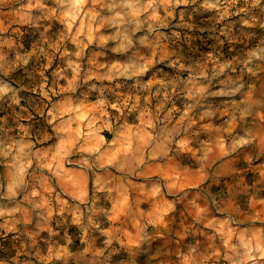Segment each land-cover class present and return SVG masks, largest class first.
<instances>
[{
  "label": "rangeland",
  "instance_id": "obj_1",
  "mask_svg": "<svg viewBox=\"0 0 264 264\" xmlns=\"http://www.w3.org/2000/svg\"><path fill=\"white\" fill-rule=\"evenodd\" d=\"M0 264H264V0H0Z\"/></svg>",
  "mask_w": 264,
  "mask_h": 264
}]
</instances>
